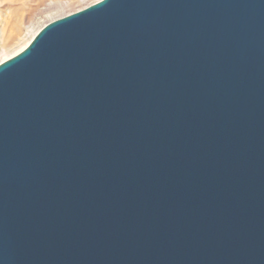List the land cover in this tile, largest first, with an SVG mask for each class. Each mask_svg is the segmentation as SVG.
<instances>
[{"label":"water","instance_id":"1","mask_svg":"<svg viewBox=\"0 0 264 264\" xmlns=\"http://www.w3.org/2000/svg\"><path fill=\"white\" fill-rule=\"evenodd\" d=\"M0 264H264V0H99L1 62Z\"/></svg>","mask_w":264,"mask_h":264},{"label":"rangeland","instance_id":"2","mask_svg":"<svg viewBox=\"0 0 264 264\" xmlns=\"http://www.w3.org/2000/svg\"><path fill=\"white\" fill-rule=\"evenodd\" d=\"M99 0H0V63L23 50L47 23Z\"/></svg>","mask_w":264,"mask_h":264},{"label":"bare ground","instance_id":"3","mask_svg":"<svg viewBox=\"0 0 264 264\" xmlns=\"http://www.w3.org/2000/svg\"><path fill=\"white\" fill-rule=\"evenodd\" d=\"M34 37V36H33Z\"/></svg>","mask_w":264,"mask_h":264}]
</instances>
